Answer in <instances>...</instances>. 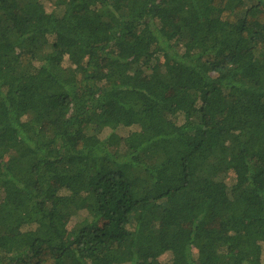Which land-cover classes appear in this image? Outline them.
<instances>
[{"label": "trees", "instance_id": "trees-1", "mask_svg": "<svg viewBox=\"0 0 264 264\" xmlns=\"http://www.w3.org/2000/svg\"><path fill=\"white\" fill-rule=\"evenodd\" d=\"M0 264H264V0H0Z\"/></svg>", "mask_w": 264, "mask_h": 264}, {"label": "rangeland", "instance_id": "rangeland-1", "mask_svg": "<svg viewBox=\"0 0 264 264\" xmlns=\"http://www.w3.org/2000/svg\"><path fill=\"white\" fill-rule=\"evenodd\" d=\"M73 222H74V221L70 222V224H69V228H71V227H72V225H73Z\"/></svg>", "mask_w": 264, "mask_h": 264}]
</instances>
